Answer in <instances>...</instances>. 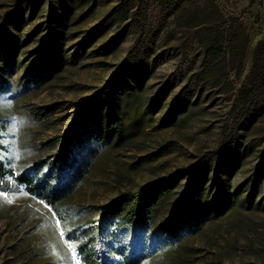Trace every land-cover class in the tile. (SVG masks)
Wrapping results in <instances>:
<instances>
[{"label":"rangeland","instance_id":"obj_1","mask_svg":"<svg viewBox=\"0 0 264 264\" xmlns=\"http://www.w3.org/2000/svg\"><path fill=\"white\" fill-rule=\"evenodd\" d=\"M19 1L0 0V24ZM143 4L137 19L115 21L106 35L91 44L83 42L86 32L116 4L97 0L93 10L77 8L60 39V50L71 53L70 57L57 65L49 64L54 60L52 55L45 56L40 50L51 27L40 10L19 33L22 46L17 62L11 61L0 70V158L23 168L52 153L42 143L71 123V103L84 100L119 71L134 36L126 24L139 22L140 31L155 43V53L144 61L147 68L142 87L120 101L122 140L89 157L88 176L66 201L72 207L103 205L124 190L189 167L215 149L225 124L234 116L230 111L234 94L250 69L254 49L264 39V0H149ZM213 5L226 20L239 18L238 26L248 37L247 50L242 61L240 56L235 59L234 70L229 68L230 81L224 78L220 85L196 86V91L203 90L200 100L196 102L194 88L183 111L174 101L182 84L198 80L202 49L196 42L205 23L223 20L209 12ZM35 29L37 35L30 37ZM13 32L10 29L8 33ZM118 33L123 41L108 51L105 43ZM170 79L181 83L166 93ZM259 94L258 106H264V87ZM262 112L244 127L246 141L260 145L234 176L235 185L252 172L264 150ZM86 149L88 152L89 146ZM0 193V264H81L61 236L59 217L49 205L25 193L1 189ZM249 263L264 264V211L235 208L207 222L202 231L175 249L164 250L144 264Z\"/></svg>","mask_w":264,"mask_h":264},{"label":"trees","instance_id":"obj_2","mask_svg":"<svg viewBox=\"0 0 264 264\" xmlns=\"http://www.w3.org/2000/svg\"><path fill=\"white\" fill-rule=\"evenodd\" d=\"M108 1L116 5L86 32L83 42L91 44L102 38L119 19H137L143 3L149 0ZM19 2L16 9L4 14L0 24V42L3 40L0 70L11 61L17 62L15 58L22 46L19 33L34 21L40 10L51 25L49 34L41 40L40 50L45 56L52 55L54 60L49 64L67 61L71 53H63L59 48L63 29L77 8L86 6L93 10L97 5V0ZM209 12L223 20L220 24L205 23L200 41L196 42L202 49L198 80L182 84L174 101V105L179 102L183 111L190 99L187 95L194 88L196 102L200 100L203 90L196 91V86L220 85L224 78L225 82L230 81L229 68L234 70L235 59L240 56L242 61L247 50L248 37L238 26L239 18L231 17L232 22L226 20L216 5ZM131 24H126V28L133 33V41L119 71L90 96L71 103L74 116L71 123L42 143L52 153L23 168L14 167L10 159L0 158V189L33 195L49 205L59 217L64 238L81 264H144L164 250L175 249L228 210L264 211V150L252 172L237 185L233 182L260 145L246 141L243 130L264 111L257 100L264 87V39L254 49L250 69L234 94L230 109L234 116L225 124L215 149L199 156L189 167L178 168L169 176L156 178L134 190H124L103 205L87 209L66 204L89 174V157L122 140L120 101L142 87L147 68L144 61L155 53V43L140 31V23ZM10 29L14 32L8 33ZM36 32V29L31 32L30 37H35ZM121 34L105 43L108 51L115 50L123 41ZM180 83L170 79L165 86L166 93ZM86 146H89L88 152Z\"/></svg>","mask_w":264,"mask_h":264},{"label":"snow or ice","instance_id":"obj_3","mask_svg":"<svg viewBox=\"0 0 264 264\" xmlns=\"http://www.w3.org/2000/svg\"><path fill=\"white\" fill-rule=\"evenodd\" d=\"M0 195H2V193H0ZM60 234H61V236H64L65 235L63 232H61Z\"/></svg>","mask_w":264,"mask_h":264}]
</instances>
